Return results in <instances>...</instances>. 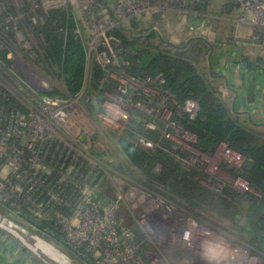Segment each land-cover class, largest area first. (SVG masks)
<instances>
[{"label":"built area","instance_id":"obj_1","mask_svg":"<svg viewBox=\"0 0 264 264\" xmlns=\"http://www.w3.org/2000/svg\"><path fill=\"white\" fill-rule=\"evenodd\" d=\"M11 1L17 14L29 11L8 14L7 0H0V52L9 61L0 58V206L57 238L63 236L67 246L51 238L86 264H264V252L234 241L197 208L178 205L130 178L118 156L125 157L122 139L147 151L159 147L131 128L137 121L147 131H160L176 152H187V168L200 164L211 178L220 177L222 165L239 169L246 162L243 154L222 143L219 160L207 167L215 155L200 151L197 135L178 122L187 115L195 119L199 103H180L165 89L162 76L140 79L127 72L130 62L118 33L128 31L139 17L189 14L191 0H61L64 9L69 1L76 4L89 37L88 76L81 92L69 98L48 96L52 87L29 63L38 46L34 26L43 20L36 13L46 3ZM233 1L242 14L238 23L264 31V0ZM198 14L191 13L193 18ZM12 22L18 25L14 36L6 32ZM92 64L101 68L103 77L90 94ZM155 171L161 167L156 165ZM220 178L241 193L252 192L242 178ZM15 217L0 214V229L12 242L5 251L23 255L20 264L26 259L24 246L34 248L26 240L36 247L45 243L66 257L56 245L30 235ZM19 240L25 245L19 247Z\"/></svg>","mask_w":264,"mask_h":264},{"label":"trees","instance_id":"obj_2","mask_svg":"<svg viewBox=\"0 0 264 264\" xmlns=\"http://www.w3.org/2000/svg\"><path fill=\"white\" fill-rule=\"evenodd\" d=\"M199 7H195L197 12H200ZM28 11L29 8L21 12L27 14ZM10 12L16 15L12 8H8V14ZM36 14L44 22L34 26L38 46L34 49L36 59L32 62L43 78L61 79L65 88L62 92L56 87L48 96L76 97L85 82L87 48L75 34L78 23L74 10L53 9L46 12L40 9ZM205 27L197 30L198 40L188 46L163 42L161 47H155L148 42L141 45L142 53L134 46L138 43L130 41L125 33L120 32L117 36L123 41V52L130 62L126 67L128 73L140 79L162 76L166 81L165 89L180 103L186 100L199 103L200 111L195 119L187 115L178 122L197 135L196 146L200 151L213 154L217 146L225 143L244 155L246 162L243 167L236 169L222 165L221 168L231 177L248 182L252 192L241 193L220 177L211 178L200 164L187 168L184 162L187 152H176L173 149L175 144L163 139L160 131H147L137 121L131 124V128L159 144V147L147 151L126 139H122L121 145L125 158L136 170L135 176L130 178L178 205L207 208L215 217L216 225L234 241L264 252V123L252 122L233 112L223 84L200 66L206 62L209 50V42L205 40L209 39L208 28ZM0 58L9 63L6 52H0ZM246 69H249V64H246ZM102 77L101 68L93 66L90 94L98 90ZM130 135L132 133L127 134ZM156 165L161 167L160 172L155 171ZM219 185L222 189L217 188ZM58 238L63 240L61 235ZM22 252L28 256L26 249Z\"/></svg>","mask_w":264,"mask_h":264},{"label":"rangeland","instance_id":"obj_3","mask_svg":"<svg viewBox=\"0 0 264 264\" xmlns=\"http://www.w3.org/2000/svg\"><path fill=\"white\" fill-rule=\"evenodd\" d=\"M43 1H44V3H46V5L44 4V6H42V7H43V10L46 12L53 10V8L64 9V8H61V6H60L61 4H64V2H61V0L60 1L59 0H43ZM7 2L10 5L8 8H12L14 10L15 6H14L13 2L11 0H7ZM3 3L5 4L4 0H3ZM40 3H43V2H40ZM47 3H50V4H47ZM51 3H53V4H51ZM232 4H234L233 0H204L200 4H195L191 0L190 5L188 7L189 14H185V13L173 14L172 20L170 19V21H168V22L161 21L160 16L159 17L154 16V19L156 20V22L160 21L159 23L162 26L161 30H164L165 25H169V24L172 27L179 26L180 24L183 23L184 19L187 20V24H189L190 22H193L194 26H198L200 23L201 28L202 27L204 28L206 26L205 28H208L211 32L213 31L214 35L217 36L218 42H223L225 45L230 44L236 50H239V52H240L239 54H241V55L247 54L250 57V59L257 60L258 58H261L260 56H263L262 59H264V31L258 30L251 25H244V24L238 23L239 18L241 17L242 14L238 10H234V11L230 12L228 10L229 9L228 6H230ZM67 5L69 8L74 10L75 17H76L78 15V11H79V10H77L76 4L69 1V3ZM198 5L200 6L199 10L201 13L198 12L199 13L198 16L193 18L191 13L196 11L195 7ZM14 13L16 15H23L24 14L22 12H20L19 14H17V12H14ZM246 18H247V20H249L248 17H246ZM2 19H3V21L1 22L2 25H5V20H4V18H2ZM137 21H138V24H141V22H142L141 17L137 18ZM247 22L250 23V21H247ZM16 24H17V22H16ZM16 24L14 22L7 24V26L9 27V30L6 31L8 33V35L14 36L13 35L14 34V28L16 26H18ZM19 24L23 25V23H19ZM255 29L258 30L257 33L259 35L257 34L255 36ZM125 33L127 34V31H125ZM25 36H26V34H25ZM142 36L143 35H139L134 40V39H132V37L129 34L127 35V38L130 41L134 42L135 44L138 43V45H134V46H137L136 47L137 51H139L140 53L143 52L142 49L140 48L142 44L149 42L153 46V43H155L154 41L159 39V36L156 33H153V34L148 33L146 35L147 38H143ZM175 37L176 36H172V38H175ZM24 40L26 42H28L32 46V48L36 47V45L34 44V41L31 42V41L27 40L26 37ZM24 40L20 42L21 45H25ZM203 43H205V42H203ZM171 44H173V43H171ZM173 45H176V44H173ZM176 46H182L183 47L184 45L181 42H178ZM257 61H259V59ZM249 62H250V60H249ZM200 66L203 67L204 70H206V62L205 61L202 64H200ZM46 82L48 83V81H46ZM214 84L216 86H218V84H216V83H214ZM56 87H58L59 89H61L62 92H64V83L62 82L61 79L59 81H56ZM220 145L217 146V148L213 154H205V155H212V156L215 155V157H216L215 160L208 159V161L206 162L207 167L209 165L211 166L214 163H217V161L219 160ZM118 156L120 159V163L123 166L122 170L125 171L128 176H132V175L135 176L136 170L134 169V167H132L130 162L123 155H118ZM220 177L230 179V176L228 175V173L223 169H221ZM206 183L210 184V182H207V181H206ZM217 188L219 189V186ZM195 208H197L198 211L203 214V217L216 220L215 217L213 216V214L210 213L207 208L199 207V206H196ZM0 214L3 216H8L10 218L15 217L13 215H10L8 213V210L3 206H0ZM21 215L22 214H17L18 217H15V220L18 223H20V225L23 226L24 229H26V231H28L30 233V235H32V236L37 235V236L41 237L42 240H45L51 244L56 243V241H54L51 237H49L45 233L39 231L34 226L29 224L28 221H26L24 219V217H23L24 215H22V216ZM8 235H9V233L6 232L5 229H0V250H1V253L4 255L3 258L0 257V264H2L3 262L5 264H20V260H21V258H23L22 254H20V253L18 254V251H15V252H17L16 255L13 254V252H8V250H7V252L5 251V249H7L6 243L8 241V237H9ZM26 242L28 244H30L31 246H33L34 248L31 249V248L25 247L24 246L25 242L23 243L20 240L17 243L15 241V243L17 245H19V247H20V245H23L24 248L28 252L27 253L28 256L25 259V263H21V264H62L61 262H59L57 260L51 259L52 257L47 255V253H45L44 250H39V248L37 249L35 242H31V240H28V241L26 240ZM55 245H56V249L58 251H60L62 254H64L70 260L71 264H86L85 262H83L81 259H79L75 255H72V253H67V250L63 249L62 246L58 245L57 243ZM13 255H15V257H13Z\"/></svg>","mask_w":264,"mask_h":264},{"label":"crops","instance_id":"obj_4","mask_svg":"<svg viewBox=\"0 0 264 264\" xmlns=\"http://www.w3.org/2000/svg\"><path fill=\"white\" fill-rule=\"evenodd\" d=\"M236 3L228 6L229 11L232 12L234 10L240 11L238 7H236ZM10 6V5H9ZM15 12H18L14 7ZM238 13V12H237ZM174 13H168L165 17H161V21H170L172 20ZM155 15H150L141 18V24H138L136 20L132 23L131 27L128 28L127 34L125 31L121 33H125L126 36L129 34L132 39L135 40L139 35H143V38H147L146 35L148 33L153 34L156 33L159 36L158 40H155L153 45L155 47H161V44H176L181 42L184 46H188L192 41L198 40L196 39L197 30L201 29L200 23L198 26H194L190 22L187 24V20L184 19L183 23L179 26H170L165 25V29L161 30L162 26L160 25V21L154 19ZM159 17V16H156ZM77 19V27L75 29V34L78 38H80L86 45L89 37L87 33L81 28L79 15L75 17ZM44 22V19L40 21ZM164 23V22H163ZM192 26H191V25ZM250 25V24H244ZM252 26V25H251ZM173 28V29H172ZM81 30V35H78V31ZM208 35L209 39L205 38L207 42H209V50L206 55V72L209 76H211L215 80H219L225 89H223L224 94L227 97L229 108L240 115L244 116V118H249L250 121L256 123H264V59L263 56L258 58L259 61L255 59H250V57L246 54H239V50H236L230 44L222 45L217 40V36L214 35L213 31L211 32L209 29ZM258 30L255 29V36L258 34ZM200 34V33H199ZM259 35V34H258ZM172 36H176L172 38ZM188 40V41H187ZM204 40V41H205ZM176 42V43H175ZM137 45V44H136ZM34 52V50L32 51ZM240 55V58H239ZM239 60H235V59ZM249 58V59H248ZM36 59V55L34 53V58L29 59L30 65L38 72L36 67L34 66L32 60ZM250 60V62H249ZM255 60V61H254ZM246 64H249V69H246ZM93 66L96 64H92L89 67V76L91 78V72ZM40 75V73L38 72ZM41 76V75H40ZM88 76V65L85 75V80ZM42 77V76H41ZM43 78V77H42ZM89 78V79H90ZM48 81L50 86L53 89V92L56 90V79L50 80L43 78ZM85 83V82H84ZM251 88H254V97L253 101H251L250 91ZM65 90V88H64ZM10 243L9 246H12L11 241H7ZM55 245L54 243H52Z\"/></svg>","mask_w":264,"mask_h":264},{"label":"water","instance_id":"obj_5","mask_svg":"<svg viewBox=\"0 0 264 264\" xmlns=\"http://www.w3.org/2000/svg\"><path fill=\"white\" fill-rule=\"evenodd\" d=\"M236 7L239 8V5H236ZM228 10H229V9H228ZM254 90H255L254 88H251V91H250V97H251L250 99H251V101H253ZM108 203H109V201H106V202H105V205H108ZM21 216H22V215H21ZM23 217H24V219H25L26 221H28L29 224H31L32 226H34L36 229H38L39 231L45 233L46 235H48V236H50V237H53L54 239H56L57 243H59V244H61V245H65V246H67L66 243H65L63 240H60L59 238H57V237H55L54 235L50 234L49 231L45 230V229L42 228L40 225H38V224H36L35 222H33L31 219H29V218H27V217H25V216H23ZM139 239H140V240H143V237H140Z\"/></svg>","mask_w":264,"mask_h":264},{"label":"bare ground","instance_id":"obj_6","mask_svg":"<svg viewBox=\"0 0 264 264\" xmlns=\"http://www.w3.org/2000/svg\"><path fill=\"white\" fill-rule=\"evenodd\" d=\"M37 247L41 248L42 250L45 251V253H47V255L51 256L52 257L51 259H55V260L61 262L62 264H69L70 263V261L68 260L67 257H64L63 255H60L59 253L56 254V250H54L53 248L49 247L45 243L41 244V242H40V244L37 245Z\"/></svg>","mask_w":264,"mask_h":264}]
</instances>
